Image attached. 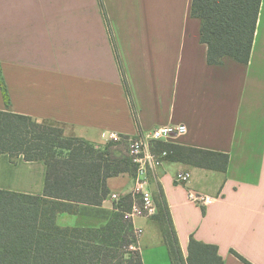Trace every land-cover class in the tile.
<instances>
[{"label": "crops", "instance_id": "1", "mask_svg": "<svg viewBox=\"0 0 264 264\" xmlns=\"http://www.w3.org/2000/svg\"><path fill=\"white\" fill-rule=\"evenodd\" d=\"M191 1L0 0V110L95 145L184 124L185 133L158 142L226 153L228 162L224 172L165 159L148 170V190L163 189L183 256L193 237L216 245L224 264H245L233 251L264 264V0L248 62L213 65ZM9 160L0 155V189L42 194L45 165ZM182 171L189 178L179 183ZM106 183L101 205L79 204L56 222L104 225L110 195L133 192L135 178ZM189 192L214 200L199 205ZM132 225L143 264H172L156 219L136 216Z\"/></svg>", "mask_w": 264, "mask_h": 264}, {"label": "trees", "instance_id": "2", "mask_svg": "<svg viewBox=\"0 0 264 264\" xmlns=\"http://www.w3.org/2000/svg\"><path fill=\"white\" fill-rule=\"evenodd\" d=\"M261 0H192L190 15L200 21V41L207 45V63L225 57L249 60ZM5 104L9 98L3 87ZM103 146L69 137L55 124L0 110V155L11 162L45 165L42 194L0 189V264H143L132 219L126 216L139 195L126 193L113 201V211L99 227L61 226L58 213H76L79 204L101 205L110 191L107 179L135 177L136 164L127 149L130 136L120 135ZM165 160L226 170L228 155L218 151L157 142ZM172 264H224L214 244L190 237L183 256L161 186L153 196ZM233 253L245 264H252Z\"/></svg>", "mask_w": 264, "mask_h": 264}, {"label": "built area", "instance_id": "3", "mask_svg": "<svg viewBox=\"0 0 264 264\" xmlns=\"http://www.w3.org/2000/svg\"><path fill=\"white\" fill-rule=\"evenodd\" d=\"M186 132V126L184 124H172L154 128L147 134L137 135L129 137L127 139V149L132 161L136 164L135 171V188L133 193L139 195L141 203L132 205L126 216L133 219L136 216H153L156 214V204L152 197V194L148 190L147 173L150 168L159 165L163 157L166 155V151L156 152L150 148L151 141L164 140L166 138L181 135ZM115 141H120L119 135H112ZM189 173L182 171L176 174V181L179 183L187 181ZM111 198L113 201L119 200L117 194L112 193ZM188 199L199 205H207L214 199L208 195L188 193ZM135 235H139V230L134 228Z\"/></svg>", "mask_w": 264, "mask_h": 264}, {"label": "rangeland", "instance_id": "4", "mask_svg": "<svg viewBox=\"0 0 264 264\" xmlns=\"http://www.w3.org/2000/svg\"><path fill=\"white\" fill-rule=\"evenodd\" d=\"M157 142L158 141H151L150 142V146H155V145H157ZM99 146H103V145H99ZM152 149H154V148H152ZM10 161V160H9ZM11 162V161H10ZM13 164L15 163V162H12ZM37 176V173L34 175L33 174V177H36ZM38 183V182H37ZM34 184H36V183H34ZM9 186H12V187H16V185H14V184H10ZM36 186H34V188H35Z\"/></svg>", "mask_w": 264, "mask_h": 264}]
</instances>
